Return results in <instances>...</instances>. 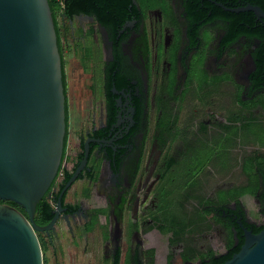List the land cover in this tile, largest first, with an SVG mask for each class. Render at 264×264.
<instances>
[{"label":"flooded vegetation","instance_id":"obj_1","mask_svg":"<svg viewBox=\"0 0 264 264\" xmlns=\"http://www.w3.org/2000/svg\"><path fill=\"white\" fill-rule=\"evenodd\" d=\"M188 3L133 0L139 16L119 28L62 21L66 138L44 195L53 215L34 214L39 227L57 214L37 231L44 264L63 238L69 256L82 243L93 260L102 244L110 264H212L264 225V20L243 33L233 16H197ZM71 49L91 103L72 118Z\"/></svg>","mask_w":264,"mask_h":264},{"label":"water","instance_id":"obj_2","mask_svg":"<svg viewBox=\"0 0 264 264\" xmlns=\"http://www.w3.org/2000/svg\"><path fill=\"white\" fill-rule=\"evenodd\" d=\"M264 20V10L248 3ZM62 62L48 0H0V264H44L34 221L60 167L66 132ZM76 177L66 183L65 188ZM58 207L60 208V198ZM220 264H264V228L244 229Z\"/></svg>","mask_w":264,"mask_h":264},{"label":"trees","instance_id":"obj_3","mask_svg":"<svg viewBox=\"0 0 264 264\" xmlns=\"http://www.w3.org/2000/svg\"><path fill=\"white\" fill-rule=\"evenodd\" d=\"M223 2L228 7H237L242 6L247 3H251L254 5H258L264 10V0H218ZM52 19L55 27V32L57 36V45L58 50L61 57L62 62V80L64 86V94L66 96V80L65 74L63 70V49H64V40L66 39V34H64L63 24L59 22V18L66 20H73L74 17L78 15H89L93 16L97 21H99L105 27H120V25L127 19L129 16H139V11L136 5L133 4V0H63L62 4H60L57 0H48ZM188 9L190 12L196 14L197 16H209L208 12H212V16H233L232 20L234 22V28H236V24L244 23L243 33L247 32V25L253 26L254 21L256 19V15L253 11H240L238 13L232 12L229 10H224L223 8L216 6L212 2L204 1L201 3V0H189ZM238 16V17H234ZM115 25V26H114ZM260 29L262 30L260 34V38L262 40L261 43V52L263 56L264 53V26L261 25ZM66 124H67V102H66ZM64 137V142H65ZM61 167V166H60ZM58 169L57 174L60 172V168ZM56 174V175H57ZM0 203H7L11 206L16 207L23 214L26 215L24 209L17 205L12 201H2ZM53 207L47 201L46 197H42V199L37 203L35 210V220L38 223H45L49 218L53 215ZM41 218L42 221L38 220ZM264 228V225L258 228V232ZM240 247L236 248L237 252ZM232 255L226 256L224 259L217 260L212 264H220L225 260L229 259ZM114 264H118V261H115Z\"/></svg>","mask_w":264,"mask_h":264},{"label":"rangeland","instance_id":"obj_4","mask_svg":"<svg viewBox=\"0 0 264 264\" xmlns=\"http://www.w3.org/2000/svg\"><path fill=\"white\" fill-rule=\"evenodd\" d=\"M63 19L59 18V22H62ZM78 22L76 21V24ZM75 24V23H74ZM75 24V25H76ZM71 28V31L74 32V38L72 35L69 39L70 47L77 45L78 40V29L75 31V27ZM79 41V40H78ZM67 79H68V96H69V106H70V114L71 118L74 116V114L79 110L81 107V104H84L86 100H88L89 104V97H86L88 95V89L86 90V84L83 80V75L81 74L79 63L77 60V57L74 56L73 51L71 49V53L67 58ZM90 94V92H89ZM91 106V103L89 104ZM93 105V104H92ZM92 108V107H91ZM73 125V124H71ZM66 241V238H63L60 240V242L56 245V248L58 250L55 258L51 257L49 252H47V261L45 264H110V258L109 255H104V246L101 244L99 246L95 245V259H90L87 254H83L82 251V243L81 247L79 248L78 254H70L68 253V248H71L72 251L73 247ZM98 247V248H97ZM93 249L90 245L88 246V250L91 251ZM73 252V251H72Z\"/></svg>","mask_w":264,"mask_h":264},{"label":"built area","instance_id":"obj_5","mask_svg":"<svg viewBox=\"0 0 264 264\" xmlns=\"http://www.w3.org/2000/svg\"><path fill=\"white\" fill-rule=\"evenodd\" d=\"M57 1H58L60 4H62V1H63V0H57Z\"/></svg>","mask_w":264,"mask_h":264}]
</instances>
